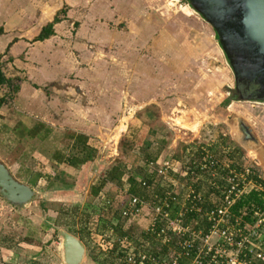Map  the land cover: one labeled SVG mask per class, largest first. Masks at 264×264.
<instances>
[{
  "label": "rangeland",
  "instance_id": "obj_1",
  "mask_svg": "<svg viewBox=\"0 0 264 264\" xmlns=\"http://www.w3.org/2000/svg\"><path fill=\"white\" fill-rule=\"evenodd\" d=\"M57 2L61 8L60 1ZM74 2V18L88 20L95 17L105 21L109 33L103 43L95 40L88 49L71 51L86 74L89 72L90 79L89 86L83 91L86 96L77 100L75 111L87 119L89 114H102L98 121L101 123L98 136L104 140L105 147L101 148L100 166H94L98 170L97 176L104 175L111 164L129 163L136 155L143 164L146 144H133V138L128 139L127 136L130 128L125 130V134L123 132L130 114L135 113L144 124L140 138H146L144 132L153 123L141 117L151 111L164 114V122L168 125L161 124L164 128L159 134L167 138L163 144L175 139L177 151H180L181 144H190L199 138L218 139L220 130L230 134L227 140L232 145L239 146L236 144L238 123L246 122L259 140L255 150H249L250 159L256 162L264 177V104L232 100V69L214 29L190 7L187 0H87L86 5L78 4L77 0ZM54 6L55 3H51V7H45L44 14ZM94 6L99 10L94 12ZM9 92L7 89L4 94ZM12 98L13 95L6 99V110L11 108ZM154 101L158 107L154 106ZM103 108L106 114L101 112ZM90 120L92 123L95 118ZM120 133L123 134L121 138ZM3 137L11 140L12 134L9 132ZM54 139L43 142V151L49 152ZM65 142L62 140L61 144L60 141L56 144L61 149ZM130 143L137 145L139 150H133ZM116 144L118 156L112 150ZM9 148L11 150L0 143V157L12 165L22 147L15 142ZM30 154L34 155V152ZM34 158L29 155L26 164L37 160ZM67 179L66 182L76 185L74 175L68 174ZM85 182L79 183V199L75 198L74 188L60 187L58 182L40 185L41 190L36 189L31 200L21 208L12 206L0 194V264H65L63 232L79 239L86 250L89 245L91 250L98 243L99 236L81 234V224L69 222L64 214L71 206L83 207L85 202H90L89 192L82 193ZM97 182L94 181V185ZM104 192L112 197L115 192L119 194L112 204L115 208H121V202L123 204L127 200L123 192L108 186ZM141 226H135L133 235L138 234ZM115 260L116 254L104 262H92L85 252L79 264H113Z\"/></svg>",
  "mask_w": 264,
  "mask_h": 264
},
{
  "label": "crops",
  "instance_id": "obj_2",
  "mask_svg": "<svg viewBox=\"0 0 264 264\" xmlns=\"http://www.w3.org/2000/svg\"><path fill=\"white\" fill-rule=\"evenodd\" d=\"M57 1H60L62 7L66 6L67 8L65 19L54 24V34L52 36L42 41H34L35 36L39 33L41 28L46 23L50 22L56 12L62 8H60ZM74 1L76 0H0V55H2L3 61L2 68L5 76L12 79L13 83L17 86V91L13 93V104L11 108L6 110V103L0 104V143H4L7 149H10L9 147L14 145L15 142H17L18 147H22L15 161L16 166L15 163L12 165L6 164L1 157L0 160L19 182L28 185L34 193L36 189L41 190L40 185H47L60 174L65 177V180H68L67 175L69 174L76 177V185L73 184L70 187L74 188L73 192L77 193L76 199L80 198L81 188L79 183L85 180L86 187L84 186V188H82V193L85 191L89 192L91 197L90 202H85V205L97 206L109 202V205L112 206L115 197H118L119 194L116 195L115 192V196H109L107 192H104L106 191V186H108L109 189L111 188L112 190L123 192L128 198L130 193L128 192L129 184L126 180L127 174H124L122 177V184L120 186H116L112 182H107L96 195H91V188L96 186L103 176H97L96 172L98 170L94 168L95 165L100 166V160L102 161V156L100 155L101 148L103 149L105 147L104 140L98 136L101 133V123L98 121H100L102 114H98L97 116L89 114L90 117L87 119L84 114H78V112L75 111V107H77L75 103L77 104V100H80L82 96H86L83 91L86 86H89L88 80L90 79L88 78L89 72L87 71V75L85 68L82 67L81 64H78L77 58L71 52L72 49H88L95 40H99L103 43V41L107 39L109 33L107 32V23L105 21H101L95 17L89 18L88 20L74 18L72 16L73 7L75 5ZM77 1L80 5H86L87 2V0ZM51 3H55L54 8H52L49 13L44 14L45 7H51ZM94 9V12L99 10L97 7ZM90 12L93 11L90 10ZM7 89L8 87L5 85L0 88V99L5 95L4 93ZM70 104H72V106H69ZM154 106L158 107L159 104L154 101ZM62 110L64 112H61ZM101 112L106 114L104 108ZM12 115H14V118L11 117ZM143 117H145L148 122L153 123L152 126L146 129L148 131H146L147 137L144 141L146 144L144 150L147 149L146 153L150 160H158L162 157H172L177 160L182 159L184 155L183 152L189 143L187 142L185 145L181 144L180 151H177L178 144L175 139L170 143L167 142L163 144L167 138L165 135L161 136L159 132L164 128L161 124L168 125L164 122V114H153L149 111L147 114H142L141 118ZM93 118H95V120L91 123L90 119ZM13 123L14 125L11 126ZM140 126H143L142 129H140ZM35 127H37V131L34 137H29L28 131H32ZM127 129H129V135H127L128 139L134 138L144 130V124L140 123L135 113L130 114V117L126 121L124 134ZM9 132L12 134V138L11 140L5 139V141L2 136ZM66 132L84 135L88 138L86 143L87 146L96 149L91 159L86 160L85 163L77 168L59 161L54 155L55 151H60L63 156L61 158H64L73 151L74 148H72V144H70L69 147L64 145L61 149L60 146L56 144L59 141L61 144ZM238 132L236 140L242 141L241 139L245 138V141L242 142L244 147H235H238L237 149H239V152L246 159L254 162L250 159L251 154L249 150H255L259 143L258 136L244 121L239 122ZM219 133L217 138L230 143L227 140V137H230L229 133H225L221 130ZM122 135L123 134L120 133V138ZM53 137L55 139L54 142L52 141V147L49 152L43 151L44 148H42V145H45L43 142H51ZM153 138L154 140H152ZM201 140L202 139L199 138L195 140L196 142L193 141V143H198ZM232 140L233 139H231V141ZM161 144L163 146L166 145V148L165 146L160 148ZM117 147L116 144L112 149L115 151L116 156L119 155ZM132 148L133 150L135 148L139 150L137 145H133ZM80 150L81 148H79L78 156H82ZM31 151L34 152V155L30 154ZM29 155H32L33 158L35 157L34 159L37 160L26 164L25 161ZM131 159L129 163L121 161L111 164L107 169L116 164L125 165L127 172L136 176L135 179L140 186L141 179L144 178L134 172V167L141 166L144 170L146 161L144 160L143 164H141L142 160L138 159L137 155ZM254 163L256 164V162ZM146 171L147 170L144 172L146 173ZM17 172L18 175H16ZM146 176L148 180L153 179V174L148 173V171ZM94 181H98L96 185H94ZM89 184L91 186H89ZM138 193L141 194L140 197L144 199L149 197L143 188L142 190L139 189ZM126 201L123 202V204L121 202L122 206L120 210L124 207ZM84 206H79L75 211L76 215L73 217L70 216L68 221L73 223L77 222L79 224L81 217L79 214ZM90 215L91 214H89V216ZM89 216L85 219L86 225L83 223L88 232L86 236L91 237L97 235L99 236V240L98 243L91 247V250L89 249V245H86L88 247L87 250L86 247L83 246L92 262H104L105 259H110L111 255H113V250L109 249V246L106 245L101 238L105 236L106 239L110 240L113 248L115 247L114 242L117 239L113 237L112 232L110 233L112 230L109 229L108 223L97 224L94 222V219H92V216ZM146 223L147 221L144 216L134 217L131 218L128 223H124L122 230L124 232L127 231L130 240H134L141 236L143 237L142 231ZM139 224L142 226L140 230H138V234L133 235L135 226L139 227ZM81 237L83 238L84 236L81 235ZM119 241L120 239L118 242ZM105 242H107V240ZM88 243L89 241H87V244ZM115 253H117V251Z\"/></svg>",
  "mask_w": 264,
  "mask_h": 264
},
{
  "label": "built area",
  "instance_id": "obj_3",
  "mask_svg": "<svg viewBox=\"0 0 264 264\" xmlns=\"http://www.w3.org/2000/svg\"><path fill=\"white\" fill-rule=\"evenodd\" d=\"M222 140L145 162L149 197L129 194L120 211L128 221L145 217L144 238L120 239L119 264H264V177Z\"/></svg>",
  "mask_w": 264,
  "mask_h": 264
},
{
  "label": "water",
  "instance_id": "obj_4",
  "mask_svg": "<svg viewBox=\"0 0 264 264\" xmlns=\"http://www.w3.org/2000/svg\"><path fill=\"white\" fill-rule=\"evenodd\" d=\"M216 33L242 96L264 101V0H188ZM248 92L250 94H248ZM236 140L244 147L245 138ZM0 194L12 206L21 208L34 191L16 180L0 160ZM65 264H79L85 248L79 239L63 232Z\"/></svg>",
  "mask_w": 264,
  "mask_h": 264
},
{
  "label": "trees",
  "instance_id": "obj_5",
  "mask_svg": "<svg viewBox=\"0 0 264 264\" xmlns=\"http://www.w3.org/2000/svg\"><path fill=\"white\" fill-rule=\"evenodd\" d=\"M66 10H67L66 6H63L59 11H57L56 14L54 15L53 19L50 22L46 23L41 28L39 33L35 36L34 41H42V40L47 39L50 36H52L54 34V31H53L54 24L65 19ZM2 67H3V61H2V55H0V88L5 85L6 87H8L9 91L11 92V93L9 92L8 95L5 94L2 96V98L0 99V104L4 103V102L6 103V99L10 98L11 95H13V93H15L17 91V86L13 83L12 79L5 76ZM36 131H37V127H35L32 131H28V136L34 137ZM146 131H148V130H146ZM146 131L144 132L145 136H147ZM140 136H141L140 134L136 135L133 138L132 142L136 143V144L140 143V145H142V143H144L146 138L144 136H142L140 138ZM63 140L66 141L65 142L66 147L67 146L69 147V145L72 144V148H74L73 151H71L64 158H61L63 156L61 155L60 151H55L54 155H55V157H57L56 159H58L59 161H62L64 163H67L69 166L77 168L78 166L85 163L86 160L91 159L92 155H94L96 152V149L94 147H90V146L88 147L87 146L86 143L88 141V138L85 137L84 135L76 134L73 132H66ZM162 147H163V145L161 144L160 148H162ZM79 148H81L80 152L82 153V156H78ZM146 150H145V161H148V160H150V158L148 157ZM236 152L240 153L239 149L236 148ZM151 158H153V157H151ZM145 170L146 169L143 170V167H141V166L134 167V172L138 173V175H140V177L144 178L141 180L147 181L148 180V177L146 176L147 171L145 173L144 172ZM124 174H127L126 180L129 184L128 192L130 194L141 196V194H139L138 191H139V189L142 190V188H141V186H139V183L135 179L136 176L132 175V173L130 174L129 172H127V168L123 164H116L115 166H112L109 169H107L105 171L104 175L102 176L100 182L96 186L91 188V195H93V196L96 195L98 193V191L107 182H112L116 186H120L122 184L121 179L124 176ZM53 182H58L60 187H65V188H70L73 185L72 182L71 183L66 182L65 178L61 174L56 176L55 179L52 182H50V184ZM250 197L253 198V196H250ZM78 208H79V206H77V205L71 206V208L69 210H66V212L64 213L65 216L67 218H69L70 216L73 217L74 215H76L75 211ZM120 211H121L120 208H115L113 206H110L109 204L103 203V204H100L97 206L85 205L79 214V215H81V217L79 216L80 217L79 224H82L81 227H84L80 231L81 234H84V233L87 234L88 233V232H84L83 229H85V225H86L85 219H86V217L89 216V214H91L89 217L92 216V219H94V222L97 224L98 223H100V224L101 223H104V224L108 223V225L110 227L109 229L112 230L113 237H115L117 239L114 242L115 247L114 248L112 247V249H111V250H113L112 251L113 255L117 251V253H115L116 254V260H115V262H113V264H119L120 263L119 262L120 252L117 248L118 247L117 245L119 244L118 240L121 239L122 237H125V236L129 238V236H128L129 234L127 233V231L124 232L122 230L124 223H126V222L128 223V220L121 216ZM113 255H111L110 259L113 257Z\"/></svg>",
  "mask_w": 264,
  "mask_h": 264
},
{
  "label": "flooded vegetation",
  "instance_id": "obj_6",
  "mask_svg": "<svg viewBox=\"0 0 264 264\" xmlns=\"http://www.w3.org/2000/svg\"><path fill=\"white\" fill-rule=\"evenodd\" d=\"M187 2L189 3V1L187 0ZM215 32V31H214ZM215 36H216V33H215ZM217 39V38H216ZM218 41V40H217ZM224 54V53H223ZM225 56V55H224ZM225 58H226V56H225ZM226 60H227V58H226ZM227 63L229 64V62H228V60H227ZM229 66H230V64H229ZM230 68H231V66H230ZM232 69V68H231ZM232 72H233V70H232ZM233 75H234V72H233ZM231 89V93H232V100H234V99H236V100H241V101H256L255 99H248V97H244V96H242L243 94H242V92H241V90L240 89H238V87H237V84H236V81H235V76H234V88H230ZM248 94H250L249 92H248ZM256 102H260V103H262V104H264V101H261V100H258V101H256ZM239 124V123H238ZM241 125V124H240Z\"/></svg>",
  "mask_w": 264,
  "mask_h": 264
}]
</instances>
